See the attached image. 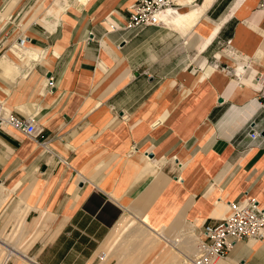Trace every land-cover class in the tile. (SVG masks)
I'll return each mask as SVG.
<instances>
[{
    "label": "crops",
    "instance_id": "crops-1",
    "mask_svg": "<svg viewBox=\"0 0 264 264\" xmlns=\"http://www.w3.org/2000/svg\"><path fill=\"white\" fill-rule=\"evenodd\" d=\"M22 1L0 0V21ZM68 1L32 15L20 67L0 60V103L42 130L0 125V233L42 227L9 261L193 264L204 223L231 202L264 207V0H176L175 21L136 31L134 0ZM131 220L142 234L115 249ZM228 258L264 264V240Z\"/></svg>",
    "mask_w": 264,
    "mask_h": 264
},
{
    "label": "built area",
    "instance_id": "built-area-1",
    "mask_svg": "<svg viewBox=\"0 0 264 264\" xmlns=\"http://www.w3.org/2000/svg\"><path fill=\"white\" fill-rule=\"evenodd\" d=\"M177 13L176 0H134L124 29L136 31L151 26H168V19ZM26 42V37H21L17 45L23 48ZM258 81L261 88L257 101L264 110V75ZM54 86L55 80L50 77L47 87ZM0 125L15 128L34 138L42 133L34 118H21L8 113L1 103ZM260 136L255 130L250 133L252 140H258ZM245 240H264V207L251 199L229 203L226 214L218 223H204L198 237V254L193 258V264H215L217 260L227 259L235 246Z\"/></svg>",
    "mask_w": 264,
    "mask_h": 264
},
{
    "label": "rangeland",
    "instance_id": "rangeland-1",
    "mask_svg": "<svg viewBox=\"0 0 264 264\" xmlns=\"http://www.w3.org/2000/svg\"><path fill=\"white\" fill-rule=\"evenodd\" d=\"M42 1L43 0H23L22 3L15 9L14 16H11L10 19H7V18L1 19L0 29L1 28H3V29L0 32V38L5 34V32H8L7 35H4V36H7L4 38V40H7L8 42L7 41L3 42V46L0 47V60L4 56H10V55L13 56V51H21L20 49H18L19 46L17 45L18 42H16V40H17V37H22L23 33H25L27 31L28 24L35 21L34 19H32L33 14L39 13V12L45 13L46 10H50L51 8H53L52 0H50V1L46 2V8H44V9L42 8V10H40L38 12L37 9L40 6V4L42 3ZM69 1L71 2L72 0H69ZM74 1H77V0H73V2ZM50 13H55V12H50ZM26 45H28V44H26ZM22 51L26 52L25 49ZM13 57H11V58L14 59L17 66L20 67L21 66L20 62H18V60L13 58ZM23 63H27V62H23ZM5 107H7V106H5ZM130 224H133V225H131V227L127 228V227H124L125 224H123V222H122L121 226L119 227L115 249H117V247L121 243H123L124 241L131 238V236H137L136 234H140L142 232V229L139 230V227H137V228L135 227L137 225H141L140 223H138V221L131 220ZM41 228L42 227L36 229L34 235L31 238L24 237L25 235L23 234V237L19 243H15V242L11 241V239L13 237L19 238L20 234L22 232H24L22 224L20 226L13 227L12 229H10V231H5L4 232L5 234L0 233V264H3V262H4L3 258L8 253L7 249H9L11 247H16V248H19L20 251H24L29 247V245L32 242H35V240H37V238H36L37 233H40V235L38 237H41V233H42ZM188 230H190V229H188ZM188 230H186V231H188ZM159 234L162 235V231ZM194 234L196 235L197 238L200 235L196 232H194ZM165 246H166V249H165L164 257H166V255L170 254L171 252L174 253V249L172 248L171 245L166 244ZM29 251L30 250H28V255H29ZM193 258H191V259L193 260ZM224 260H226V259H224ZM160 261H162V260H160ZM8 264H14V261L10 260Z\"/></svg>",
    "mask_w": 264,
    "mask_h": 264
},
{
    "label": "bare ground",
    "instance_id": "bare-ground-1",
    "mask_svg": "<svg viewBox=\"0 0 264 264\" xmlns=\"http://www.w3.org/2000/svg\"><path fill=\"white\" fill-rule=\"evenodd\" d=\"M172 19H174V21H175V16H173ZM169 21H170V20H169ZM26 43H28V42H26ZM27 46H28V45L25 44V46H24L23 48L18 47V49H21V50H24V49H25V51H26ZM4 109H5V111H7L6 108H4ZM7 112H8V111H7ZM8 113H9V112H8ZM7 252H8V253L6 254V256H5V258H4V262H3V264H8V263H9V259H10V257L13 256V255H15V252H13V251H8V250H7ZM227 259H229V258H227ZM227 259H226V260H227ZM226 260H223V259H221V260H217V261L215 262V264H218L220 261H226Z\"/></svg>",
    "mask_w": 264,
    "mask_h": 264
}]
</instances>
